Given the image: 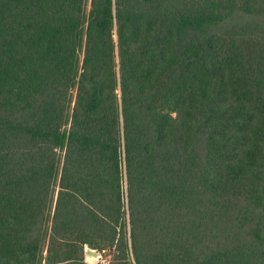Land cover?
<instances>
[{"label": "trees", "instance_id": "16d2710c", "mask_svg": "<svg viewBox=\"0 0 264 264\" xmlns=\"http://www.w3.org/2000/svg\"><path fill=\"white\" fill-rule=\"evenodd\" d=\"M264 264V0H0V264Z\"/></svg>", "mask_w": 264, "mask_h": 264}, {"label": "rangeland", "instance_id": "374dc122", "mask_svg": "<svg viewBox=\"0 0 264 264\" xmlns=\"http://www.w3.org/2000/svg\"><path fill=\"white\" fill-rule=\"evenodd\" d=\"M88 251L93 252L94 256L89 255ZM84 259L87 264H106V261L108 260V253L100 254L93 250L86 249L84 252Z\"/></svg>", "mask_w": 264, "mask_h": 264}, {"label": "water", "instance_id": "95a60500", "mask_svg": "<svg viewBox=\"0 0 264 264\" xmlns=\"http://www.w3.org/2000/svg\"><path fill=\"white\" fill-rule=\"evenodd\" d=\"M88 254L91 255V256H94V253L91 252V251H88Z\"/></svg>", "mask_w": 264, "mask_h": 264}]
</instances>
